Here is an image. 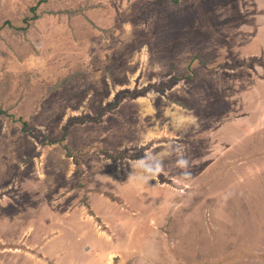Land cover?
Wrapping results in <instances>:
<instances>
[{
    "label": "rangeland",
    "instance_id": "obj_1",
    "mask_svg": "<svg viewBox=\"0 0 264 264\" xmlns=\"http://www.w3.org/2000/svg\"><path fill=\"white\" fill-rule=\"evenodd\" d=\"M254 3L264 14V0H0V264L33 236L21 254L60 264L40 248L51 226L64 264H264V51L239 27ZM148 154L162 170L144 183ZM128 177L102 220H81Z\"/></svg>",
    "mask_w": 264,
    "mask_h": 264
},
{
    "label": "crops",
    "instance_id": "obj_2",
    "mask_svg": "<svg viewBox=\"0 0 264 264\" xmlns=\"http://www.w3.org/2000/svg\"><path fill=\"white\" fill-rule=\"evenodd\" d=\"M247 7V2L245 1V4L244 5H242V4H238V7L239 8H241V7ZM254 7H255V9L253 10V12H255V11H257V7H260V6H258L256 3H254ZM240 10V9H239ZM264 16V14H256V12L255 13H253L252 15H251V17L252 18H254V19H252V20H247V14L245 13V14H243V16L241 15V18H245V20L243 19L241 22H240V25H239V27L242 29V27L241 26H243L242 24H245V26L247 25V24H252L253 25V27H251L252 29L250 30V32H249V35H247V30H249V29H247V28H244V29H247V30H245V31H242V37H244V42H243V44L245 45V47L247 48V46L248 45H250L251 43L253 44V47H256L257 48V43H258V46H260L262 49H260V53H263V51H264V37H263V35H262V33L264 32H262L260 29L262 28L261 26H258V25H254L253 23H256L257 24V20L258 19H262V17ZM244 22V23H243ZM253 22V23H252ZM250 26V25H249ZM261 27V28H260ZM250 28V27H249ZM241 31V30H240ZM246 39H248V40H246ZM246 42V43H245ZM260 47H258V48H260ZM251 50H252V48H250ZM257 50V49H256ZM256 52V51H255ZM246 53V52H245ZM249 54H252L250 51H249ZM254 55H257V54H254ZM246 56V55H245ZM253 56V55H252ZM254 58H256L257 56H253ZM247 58L246 57H244V60H246ZM253 64V63H252ZM256 67V66H255ZM253 65H250L249 66V68H251V69H253V68H255ZM128 171V170H127ZM127 173V172H126ZM112 175H114V172H113V174ZM122 179V178H121ZM129 177L127 178V179H124L123 181V183H125V186H112L110 189H109V191L108 192H105V191H103V192H98L99 194H98V196H94L93 198H91V200L89 199V197H88V199H86V200H89L90 201V203L89 204H87L88 206H89V210L87 211V213H86V215L85 216H83V218L81 217V215H80V217H81V220L85 223V221H87V219L88 218H98L99 220H102L101 218V215H102V213L101 212H99V209H98V205H103L104 207H109V206H111L112 205V203H115L116 201L114 200V199H111V198H109L108 197V194H111V195H113L114 197H122V193L120 192V191H122L123 190V188H126V187H129L130 186V184H129ZM67 209H65L64 211H63V213H61V217H62V219H64L65 221H66V223H68V229L69 230H71V228H72V226H74V225H72V223H74V222H72L71 221V214L73 213L72 211H71V209H70V206H68V207H66ZM104 210V209H103ZM161 210V209H160ZM164 213H166V210L164 211ZM166 215H167V213H166ZM80 220V221H81ZM157 220H158V218H157ZM50 221V220H49ZM80 221L79 220H77V221H75V223L74 224H76L77 226H78V228H79V231L81 230H84V231H86L87 232V228H85L84 229V224H82V227H81V225H79V223H80ZM149 223V222H148ZM158 223L159 224H161V222H159L158 221ZM49 226V225H48ZM20 229V228H19ZM151 229V228H150ZM20 232H21V229L19 230ZM102 235V234H101ZM122 237H123V239H125L126 237H127V235H123V232H122V234H120ZM34 237V236H33ZM33 237H31V238H28V240L27 239H22V238H15L14 240H13V242H11V246H13L14 247V251L15 252H13V254L11 255V256H9V255H4V256H2V258H1V261L2 262H4V264H6V262H7V257L8 258H11V262L13 263V264H23V259H25L26 261H30L31 262V264H38L39 262H38V257H37V255H36V257L37 258H34V254L33 253H30V255H29V253H27V254H25V256H23L21 253H23L22 251H23V249H21V248H19V247H21V246H23L24 244L25 245H27V246H30V245H37V241L35 242V241H33L34 239H33ZM5 240V239H4ZM65 240H66V238H65V233L62 231V229H60L59 227H57V226H51V229H50V233H49V235H48V239H46V241L40 246V248H41V252H42V254L45 256L46 255V250L44 249V247H47V248H52L53 249V253L55 254V255H53V254H49V255H47V256H49V259L50 260H52V261H55V262H58V263H60V264H64L65 262H67L69 259H68V257H66V256H69L70 258H71V255L66 251V249L63 247V243H65ZM92 240H94L92 237H91V239L89 238V239H87L85 242H84V244H83V242H81L80 243V247H81V245H82V247L84 248V250L85 251H89L90 250V247H91V245H92ZM8 241V240H7ZM104 241V240H103ZM6 241H2V240H0V244H3V245H8V244H6L5 243ZM105 243H106V248H107V250H109L110 248H111V246L112 247H114V245H116V243L114 242V240H112V243L110 244L109 242H106V241H104ZM9 245V246H10ZM56 245H58L59 247H61L62 248V250H60V249H58L59 251H57V252H59V253H55L54 252V249L56 248L55 246ZM20 251V252H19ZM109 252V251H108ZM34 255V256H33ZM85 256H86V258H88V255L87 254H85ZM90 257V256H89ZM40 261H41V259H39ZM78 260V258L77 257H75L74 258V261H77ZM81 262H82V259H81ZM117 263H124V261H122V259H121V255H119L118 254V260H117Z\"/></svg>",
    "mask_w": 264,
    "mask_h": 264
},
{
    "label": "clouds",
    "instance_id": "obj_3",
    "mask_svg": "<svg viewBox=\"0 0 264 264\" xmlns=\"http://www.w3.org/2000/svg\"><path fill=\"white\" fill-rule=\"evenodd\" d=\"M187 160L180 159L177 161L178 166L186 167ZM136 167L140 170V180L141 182L146 183L149 179L155 177L162 170L161 163L158 158L154 157L151 154H148L144 158L140 159Z\"/></svg>",
    "mask_w": 264,
    "mask_h": 264
},
{
    "label": "trees",
    "instance_id": "obj_4",
    "mask_svg": "<svg viewBox=\"0 0 264 264\" xmlns=\"http://www.w3.org/2000/svg\"><path fill=\"white\" fill-rule=\"evenodd\" d=\"M34 9H35V8H34ZM37 16H38V14H35V12H34V14H33L32 16H30L29 18H27L26 20L34 19V18H36ZM0 112H2V110H0ZM23 122H24V121H23ZM24 123H25V122H24ZM63 139H64V136H62L61 139H59V140H58V139H52V140L50 139L49 142H50V143H55V142H57V143H60V144H61V143H63ZM63 147L66 148L67 151H68V154H70V151H71L70 148H69V147H65V146H63ZM69 156H72V155H69ZM75 162H76L77 164H79V159L76 158V159H75ZM108 196L111 197V198H113V199H116V198H115L113 195H111V194H108Z\"/></svg>",
    "mask_w": 264,
    "mask_h": 264
}]
</instances>
